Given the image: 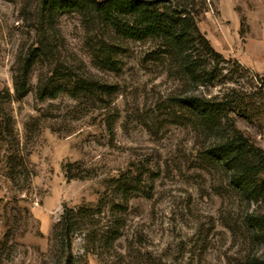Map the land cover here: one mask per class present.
<instances>
[{
  "label": "rangeland",
  "instance_id": "1",
  "mask_svg": "<svg viewBox=\"0 0 264 264\" xmlns=\"http://www.w3.org/2000/svg\"><path fill=\"white\" fill-rule=\"evenodd\" d=\"M203 1L200 32L248 70L219 65L233 82L193 84L156 38L127 40L76 13L43 22L40 0H0V264H61L54 227L66 208L91 210L72 237L74 264L264 263V194L249 200L206 159L214 131L175 102L234 91L228 117L264 150V0ZM35 50L17 100L15 68ZM55 76L110 95L40 101L39 82ZM257 182L264 190V174Z\"/></svg>",
  "mask_w": 264,
  "mask_h": 264
},
{
  "label": "trees",
  "instance_id": "2",
  "mask_svg": "<svg viewBox=\"0 0 264 264\" xmlns=\"http://www.w3.org/2000/svg\"><path fill=\"white\" fill-rule=\"evenodd\" d=\"M40 3L43 22L60 14L76 13L88 22L113 30L127 40L158 39L167 54L178 60L182 75L197 86L233 82L232 76L238 70L248 71L239 62L226 60L216 52L200 32L198 25L202 15L207 12L203 0H40ZM37 53L38 50L32 51L15 68L13 85L17 100L29 93L30 76L40 58ZM231 64L236 68L231 71L232 76L217 75L219 65ZM56 78L39 82L37 96L40 101L55 100L64 92L73 99L91 94L100 97L110 95L111 89L105 85L89 83L73 76L62 80ZM231 94L219 97L189 95L175 99V102L180 110L196 119L207 133L214 131L212 137L215 141L204 152L206 159L226 165L233 185L243 191L249 200L256 201L264 194L257 182L258 176L264 174V150L242 135L228 117L227 109L241 100L234 91ZM256 98H264V79L256 91ZM225 125L230 128L228 131L226 129L224 136L221 132ZM10 161L13 162V159ZM90 211L87 208H66L54 227V241L61 244V264H74L72 237ZM259 228L262 230V225Z\"/></svg>",
  "mask_w": 264,
  "mask_h": 264
},
{
  "label": "crops",
  "instance_id": "3",
  "mask_svg": "<svg viewBox=\"0 0 264 264\" xmlns=\"http://www.w3.org/2000/svg\"><path fill=\"white\" fill-rule=\"evenodd\" d=\"M252 32V31H251ZM252 34V33H251ZM251 34H249L248 36H247V39H245L246 41H245V43H243V45H244V47H246L247 46V44H248V41H249V37L251 36ZM244 40V39H243ZM263 41H264V35H263ZM247 48V47H246ZM247 50V49H246ZM257 71V70H256ZM259 74H264V71H257Z\"/></svg>",
  "mask_w": 264,
  "mask_h": 264
}]
</instances>
